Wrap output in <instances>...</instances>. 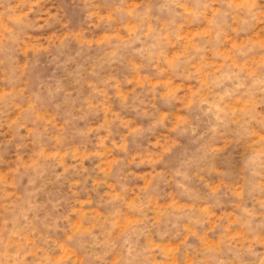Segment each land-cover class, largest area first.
I'll list each match as a JSON object with an SVG mask.
<instances>
[{
	"label": "rangeland",
	"instance_id": "rangeland-1",
	"mask_svg": "<svg viewBox=\"0 0 264 264\" xmlns=\"http://www.w3.org/2000/svg\"><path fill=\"white\" fill-rule=\"evenodd\" d=\"M0 264H264V0H0Z\"/></svg>",
	"mask_w": 264,
	"mask_h": 264
}]
</instances>
